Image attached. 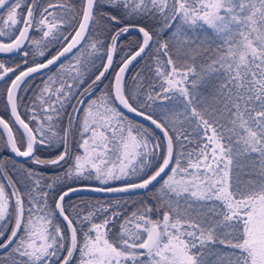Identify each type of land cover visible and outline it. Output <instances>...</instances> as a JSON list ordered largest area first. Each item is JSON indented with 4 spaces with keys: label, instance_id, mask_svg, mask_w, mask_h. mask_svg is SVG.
Wrapping results in <instances>:
<instances>
[{
    "label": "snow or ice",
    "instance_id": "obj_1",
    "mask_svg": "<svg viewBox=\"0 0 264 264\" xmlns=\"http://www.w3.org/2000/svg\"><path fill=\"white\" fill-rule=\"evenodd\" d=\"M0 55V264H264V0H0Z\"/></svg>",
    "mask_w": 264,
    "mask_h": 264
},
{
    "label": "trees",
    "instance_id": "obj_2",
    "mask_svg": "<svg viewBox=\"0 0 264 264\" xmlns=\"http://www.w3.org/2000/svg\"><path fill=\"white\" fill-rule=\"evenodd\" d=\"M12 63V61H11ZM135 71V70H133ZM129 76H131V73L129 74ZM41 77H37L36 80H35V83H39ZM3 88V82H0V89ZM4 96L2 94V91H0V116H3L5 119H9L8 115H7V112L5 110V107H4ZM9 154L5 151H2L0 150V159L4 158L5 156H8ZM43 156H49L50 153H48L47 151H44L42 153ZM21 163H27L26 161H23ZM43 171L45 172L46 175H54L57 171H59V169H51V168H48V169H43ZM88 198V199H96V198H99V199H104V197H93V196H73L72 199L73 201H76V200H79V199H82V198Z\"/></svg>",
    "mask_w": 264,
    "mask_h": 264
},
{
    "label": "water",
    "instance_id": "obj_3",
    "mask_svg": "<svg viewBox=\"0 0 264 264\" xmlns=\"http://www.w3.org/2000/svg\"><path fill=\"white\" fill-rule=\"evenodd\" d=\"M0 57L8 58L7 56H3V55H0ZM4 104H5V99H4ZM6 112H7L8 117L10 118V113L8 111H6ZM127 115L131 119L138 120V121L141 120V118L134 116V114L127 113ZM141 122H144V121H141ZM144 123H147V122H144ZM16 159L20 160V162L24 161L23 158H16ZM79 195H81V196H93V197H104L105 198V195L101 194V193H79V194H76L74 196H79Z\"/></svg>",
    "mask_w": 264,
    "mask_h": 264
},
{
    "label": "flooded vegetation",
    "instance_id": "obj_4",
    "mask_svg": "<svg viewBox=\"0 0 264 264\" xmlns=\"http://www.w3.org/2000/svg\"><path fill=\"white\" fill-rule=\"evenodd\" d=\"M0 60H5V61L11 63V60L9 58L0 57Z\"/></svg>",
    "mask_w": 264,
    "mask_h": 264
}]
</instances>
